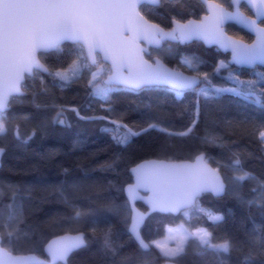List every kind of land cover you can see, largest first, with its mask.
I'll use <instances>...</instances> for the list:
<instances>
[{
  "label": "trees",
  "instance_id": "16d2710c",
  "mask_svg": "<svg viewBox=\"0 0 264 264\" xmlns=\"http://www.w3.org/2000/svg\"><path fill=\"white\" fill-rule=\"evenodd\" d=\"M216 1L229 6L226 0ZM241 9L251 14L246 5L242 4ZM140 10L164 28H170L174 18L185 21L205 12L199 0H163L159 6L144 5ZM227 31L252 40L250 34L235 25H227ZM167 49L173 54H164ZM159 53L170 66L179 64L180 56L196 63L198 72L210 74L212 85L234 86L229 77L257 80L256 73H264L260 67L244 69L231 65L215 72L220 61L227 62L228 55L198 41L164 43L161 48L152 49L148 58ZM76 55V46L64 43L61 50L40 53L39 58L55 72L67 68ZM94 70L92 66L63 87L59 78L49 73L27 77L22 86L25 94L12 98L10 108L4 112L9 131L0 137V147L5 149L0 168V223L7 220V206L12 204V225H18L19 235L11 244L5 240L3 246L16 254L35 252L45 256L43 247L51 237L84 232L86 246L73 252L67 264H160L165 257L151 240L162 236L166 226L182 222L183 217L181 213L149 215L140 230L151 248L140 249L129 238L125 225V217L129 223L130 208L123 188L131 182L129 169L148 158L191 160L204 153L222 174L227 187L221 197L204 194L199 198L200 206L220 213L223 220L214 222L204 211L188 209L192 212L188 222L194 228L211 232L213 242L230 239L234 248L230 254L218 255L202 251L198 242L190 239L185 254L174 261L243 264L244 256L251 253V264H264V248L251 243L264 234V178L251 173L254 179L236 182L232 179L233 170L227 167L235 157H239L245 171L251 162L264 160V142L259 138L264 131V108L230 92L205 97L200 89L208 87L206 83L185 91L164 86L138 90L113 87L106 97H101L88 84ZM61 108L67 110L64 125L52 122ZM194 119L197 123L189 135H169L185 131ZM112 121L126 124L140 134L131 137L127 144H118L113 136L123 130ZM151 124L157 127L150 128ZM17 126L20 139L16 138ZM161 128L168 131H160ZM209 134L218 138L217 143L204 142ZM137 205L145 209L141 203ZM77 211L82 213L79 218ZM108 228L112 230L115 252L103 247L102 233Z\"/></svg>",
  "mask_w": 264,
  "mask_h": 264
},
{
  "label": "snow or ice",
  "instance_id": "6c2138e0",
  "mask_svg": "<svg viewBox=\"0 0 264 264\" xmlns=\"http://www.w3.org/2000/svg\"><path fill=\"white\" fill-rule=\"evenodd\" d=\"M162 2L163 0H0V137L9 131L4 120V112L9 106L10 98L21 94V84L25 74L31 76L37 71L48 72L59 78L63 87L80 76L83 71L98 64V52H102L104 57L111 61L112 68L108 80L104 82V87L95 85L97 73L92 72V79H89L88 84L93 86L95 95L106 97L112 86L116 84L139 88L145 84L163 82L194 90L201 83H206L208 87L200 89V94L205 97L230 92L264 108V73H256L257 80L229 77L233 87H215L212 86L209 73L184 77L182 74L165 69L159 61L153 66L140 58L139 54L144 49L137 47V42L141 39L159 45L165 39L184 42L203 37L218 43L226 50H231L233 61L237 64L248 66L264 64V0H226L229 5L227 8L223 4H212L209 6L211 14L205 16L202 21L181 23L174 18L175 27L170 31H165L158 24L146 19L140 10L144 5L155 7ZM172 2L180 3V0H172ZM242 4L247 5L253 14L247 15L241 11ZM226 21H234L241 25L253 33L256 40L246 44L242 40L227 37L223 31ZM66 40L72 41L76 46V58L67 68L53 72L41 63L38 53H46L53 49L61 50L62 42ZM185 62L193 68V71H197L196 63ZM125 65L128 67L127 76L121 72ZM223 67L225 64L221 61L214 71L219 72ZM65 111L67 110L61 108L52 122L64 124L66 120L62 117ZM81 119H105V117H81ZM112 123L117 129L123 130L122 134L113 136L118 144H127L131 137L140 134L126 124L116 121ZM196 123L194 119L185 131L170 132L169 135L187 136L193 131ZM149 127L155 128L157 125L151 124ZM159 130L168 131L163 128ZM16 138L20 139L18 126ZM259 138L264 142V131L259 133ZM217 139L209 134L204 137V142L215 144ZM3 152L4 149L0 147V155ZM196 161V165L163 162H146L138 165L132 169L136 176V184L129 185L127 189L130 199L138 198L137 190L143 187L153 193L149 201L153 210L192 209L197 212L204 211L214 222L222 221V215L201 208L199 197L209 191L220 195L225 191V183L217 169H210L202 163L203 153L196 157ZM227 167L233 170L232 179L236 182L242 183L254 179L251 173L243 169L239 157L232 159ZM2 194L0 191V195ZM261 200L264 201V195L261 196ZM251 203L254 201H249V204ZM7 207L9 209L7 220L0 223V264H27L35 257L14 256L10 250L3 247L5 240L11 244L19 235L18 225H12L15 220L14 206L9 204ZM188 214L186 211L185 215ZM81 215V212H76L77 218ZM144 216L145 214L133 213L131 223H128V217H125V225L129 238L135 239L140 249L149 250L150 244L145 241L140 231ZM92 231L95 233L97 229L94 227ZM102 234L103 247L115 252L111 228L103 230ZM190 239L196 240L198 248L202 251H211L218 255L230 254L234 248L230 239L213 242L211 232L198 229L180 237L175 248H161L162 255L170 260L182 256ZM251 243L264 248V234L253 239ZM85 245L83 232L61 236L48 243L46 251L49 259L37 261V264H57V262L67 264L69 255ZM157 247L160 246L157 244ZM243 264H251V253L244 256Z\"/></svg>",
  "mask_w": 264,
  "mask_h": 264
},
{
  "label": "water",
  "instance_id": "95a60500",
  "mask_svg": "<svg viewBox=\"0 0 264 264\" xmlns=\"http://www.w3.org/2000/svg\"><path fill=\"white\" fill-rule=\"evenodd\" d=\"M202 4H203V6H204V10H205V12L199 17V18H189V19H187V20H185V21H181V20H177V21H179V22H181V23H187L188 21H195V22H200V21H202L203 20V18L205 17V16H208V15H210L211 13H210V5H212V4H221V3H219L218 1H216V0H207V2H204V0H199ZM149 6H151V5H149ZM247 6V5H246ZM224 7H226L225 5H224ZM227 8V7H226ZM241 11H242V9H241ZM251 12V11H250ZM142 13V12H141ZM143 14V13H142ZM246 14V13H245ZM253 13L251 12V14H247V15H252ZM144 15V14H143ZM146 17V16H145ZM146 19H148L147 17H146ZM149 20V19H148ZM176 20V19H175ZM151 21V20H150ZM152 23H154V24H158V23H156V22H154V21H151ZM229 24H232V25H235V26H237V27H239L240 29H242V30H244L245 32H247L248 34H250L251 36H252V40H250V41H246V40H244V39H241V38H239V37H236V36H234V35H231L230 33H228V31H227V25H229ZM161 28H163L165 31H170L173 27H175V25H174V23H173V20L171 21V26H170V28H164L163 26H161L160 24H158ZM223 31H224V33H225V35L227 36V37H229V38H231V39H235V40H242L244 43H246V44H251V43H253L255 40H256V36L253 34V33H251V32H249L247 29H245V28H243L241 25H239V24H237L236 22H234V21H226L225 22V24L223 25ZM194 41H198V42H201L204 46H206V47H214V48H216L217 50H219L222 54H227L228 55V58H227V62H228V64L229 65H231V66H234V67H236V68H244V69H254V68H256V67H260V68H264V64H259V63H257L255 66H248V65H240V64H237V63H235L234 61H233V58H232V52H231V50H226V49H224V48H222V47H220V45L218 44V43H216V42H214V41H212V40H210V39H205V38H203V37H199V38H193V39H191V40H187V41H184V42H181V41H179V40H172V39H165V40H162L161 42H160V44L159 45H156V44H150V43H148L147 41H145V40H143V39H141L140 41H138L137 42V47L138 48H142V49H144V51L143 52H140V58H142L144 61H147L149 64H152L153 66H155L156 65V62L157 61H159V63L165 68V69H167V70H169V71H172V72H175V73H179V74H182V76H184V77H190V76H195V75H198V74H196V73H190V72H186V71H183V70H181V69H176V68H174V67H172V66H170L168 63H166L163 59H161L160 57H158V56H154L153 58H151V59H149L148 58V56H149V54H150V50L151 49H159V48H161L162 47V45L164 44V43H180V44H189V43H192V42H194ZM64 43H70V44H73V42L72 41H63L62 42V44L61 45H63ZM55 49H53V50H50V51H48V52H51V51H54ZM48 52H46V53H48ZM41 53H44V52H41ZM39 54L40 53H38V56H39ZM99 57V58H98ZM40 59V58H39ZM97 59H98V61L99 60H101L102 62H104V63H107L108 65H109V67H110V70H111V68H112V65H111V61L110 60H108V59H106L105 57H104V54L102 53V52H98L97 53ZM41 61V60H40ZM41 63L42 64H44L42 61H41ZM45 65V64H44ZM97 65V64H96ZM95 65V66H96ZM46 66V65H45ZM37 72H40V73H42V74H48V72H43V71H37ZM121 72H122V74L124 75V76H127L129 73H128V67H127V65H125L122 69H121ZM111 74V72L108 74V75H106L105 76V78L103 79V83L105 82V81H107L108 80V77H109V75ZM34 75V74H33ZM33 75H31V76H33ZM31 76H29L28 74H25V78H24V80L22 81V84H21V94H18V95H14L13 97H11L10 98V100H9V106H8V108L5 110V112L10 108V101H11V99L12 98H15V97H19V96H22V95H24L25 94V92H24V90H23V88H22V86H23V83H24V81H25V79L27 78V77H31ZM202 79V78H201ZM115 86H118V87H126V88H129V89H134V90H138V89H141V88H143V87H147V86H164V87H168V88H170V89H173V90H176V91H185V90H189V89H184V88H180V87H178V86H176L175 84H172V83H163V82H159V83H150V84H145V85H142L141 87H139V88H131V87H128V86H126V85H124V84H116ZM63 118V117H62ZM60 125H64V124H60ZM3 148V147H2ZM4 149V148H3ZM4 151H5V149H4ZM3 154H4V152H3ZM3 154L2 155H0V168H1V166H2V157H3ZM202 153H199V154H197L193 159H191V160H170V159H164V158H148V159H144V160H141L140 162H138V163H136L135 165H133V166H131L130 167V169H129V172H130V174H131V182H129V183H127L125 186H124V188H123V192H124V195H125V197H126V199H127V201H128V204H129V208H130V219H129V223H131V215L133 214V213H140V214H145V216H144V222H143V224L145 223V221H146V219H147V217L149 216V215H151V214H153V213H161V214H171V215H174V216H176V215H178L179 213H182L184 210H187V209H181V210H179V211H160V210H153V208H152V205L150 204V198L152 197V195H153V193L151 192V191H149L148 189H146V188H143V187H141V188H139L138 190H137V197L138 198H136V199H130V195H129V192L127 191V189H128V186L129 185H135L136 184V176H135V173H133V171H132V169H134V168H136L138 165H141V164H144V163H146V162H163V163H173V164H192V165H196L197 164V161H196V157L197 156H199V155H201ZM202 163L203 164H206L207 165V167L208 168H210V169H217V168H215L214 166H212L211 164H210V162L208 161V159L206 158V156H205V154L203 153V161H202ZM218 170V169H217ZM219 171V170H218ZM220 173V172H219ZM220 178L224 181V183H225V191L223 192V193H221L220 195H215L214 193H212V192H205V193H202L201 194V196L200 197H202L204 194H211L212 196H214V197H221V196H223L224 194H225V192H226V187H227V184H226V182H225V180H224V178H223V176H222V174L220 173ZM199 197V198H200ZM137 203H141L143 206H144V210L143 209H141L140 207H138V205H137ZM143 224H142V226H143ZM141 226V227H142ZM141 231V230H140ZM78 233H80V232H64V233H61V234H58V235H55V236H53V237H51L46 243H45V245H44V247H43V252H44V255L45 256H40L39 254H37V253H35V252H29V253H24V254H16V253H12L14 256H25V257H35V259L34 260H30V261H28L27 262V264H37V261H44V260H48L49 259V255H48V253H47V251H46V247H47V245H48V243L50 242V241H53V240H56V239H58L59 237H61V236H64V235H76V234H78ZM84 233V232H83ZM85 234V233H84ZM142 235V234H141ZM86 240V239H85ZM134 241H135V239H134ZM146 241V240H145ZM136 242V241H135ZM146 242H148V241H146ZM137 243V242H136ZM149 243V242H148ZM150 244V243H149ZM137 245H138V243H137ZM86 246V245H85ZM84 246V247H85ZM139 246V245H138ZM3 247H5V246H3ZM6 248V247H5ZM150 248H151V245H150ZM149 248V249H150ZM79 250V249H78ZM75 251H77V250H75ZM74 251V252H75ZM143 251H147V250H143ZM72 254V253H71ZM70 254V255H71ZM69 255V256H70ZM69 258V257H68ZM63 264V262H57V264ZM67 263H68V260H67ZM160 264H177V262L176 261H174V260H170L169 258H166L163 262H161Z\"/></svg>",
  "mask_w": 264,
  "mask_h": 264
},
{
  "label": "rangeland",
  "instance_id": "374dc122",
  "mask_svg": "<svg viewBox=\"0 0 264 264\" xmlns=\"http://www.w3.org/2000/svg\"><path fill=\"white\" fill-rule=\"evenodd\" d=\"M164 54L170 55L173 54L171 50L167 49L165 51ZM158 57H160L161 59L164 60V56H162L160 53L159 55H156ZM185 61H188L185 57L180 56L179 57V64H175L174 68L176 69H181V70H185L186 72H190V73H200L197 71H193V68L190 67V65L188 63H186ZM221 62V61H220ZM220 62L217 64V66L220 64ZM224 62V61H223ZM225 66L229 65L228 62H224ZM93 72H96V78H95V82L97 78H100L104 73H107V69L104 66H99L97 67ZM34 76V75H33ZM32 77V76H31ZM92 77V74H91ZM202 78V77H201ZM96 86L99 87H104L103 84H95ZM215 87H221V88H230L233 87L231 85H223V84H219V85H212ZM246 171L249 173H252L258 177H262L264 178V160L261 161H254L251 162L250 164H248ZM188 212V215H185V212ZM191 211L190 210H184L181 214L183 217V221L179 222L177 225L175 226H166L164 229V234L158 238L152 239L151 240V244H153L154 246L157 247V244L160 246L158 247L160 252H161V248H175L177 245V242L179 241L180 237L184 236L186 233H190V232H196L198 229H204V228H194L189 222L188 220L191 218ZM213 214H219L220 213H213ZM162 254V252H161ZM163 256V255H162ZM166 259V257H165Z\"/></svg>",
  "mask_w": 264,
  "mask_h": 264
},
{
  "label": "flooded vegetation",
  "instance_id": "af4514ba",
  "mask_svg": "<svg viewBox=\"0 0 264 264\" xmlns=\"http://www.w3.org/2000/svg\"><path fill=\"white\" fill-rule=\"evenodd\" d=\"M164 45V44H163ZM162 45V46H163ZM152 50V49H151ZM151 50H150V53H151ZM99 58V57H98ZM99 66H104L106 69H107V73H104L100 78H97L96 79V82L94 81V83H98V84H103L104 86H105V84L103 83V79L105 78V76L106 75H108L109 73H110V67H109V65L107 64V63H104V62H102L101 60H99V63L96 65V66H94L95 67V69L97 68V67H99ZM37 74H42V73H40V72H35L34 73V75H37ZM90 79H92V77H90ZM113 87H118V86H112V88ZM111 129V128H110Z\"/></svg>",
  "mask_w": 264,
  "mask_h": 264
}]
</instances>
